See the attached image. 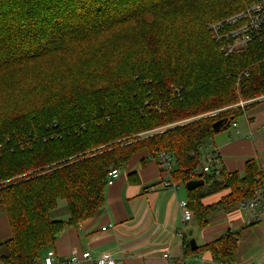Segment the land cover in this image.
<instances>
[{
	"label": "trees",
	"instance_id": "16d2710c",
	"mask_svg": "<svg viewBox=\"0 0 264 264\" xmlns=\"http://www.w3.org/2000/svg\"><path fill=\"white\" fill-rule=\"evenodd\" d=\"M261 1L0 0L3 264L39 262L57 236L98 215L108 174L137 153L170 156L174 182L199 178L213 124L264 97V33L226 57L210 26ZM201 175L205 185L187 191L200 228L264 189L254 161L243 175ZM227 189L219 205L202 204ZM61 202L68 217L55 220ZM236 248L235 233L196 250L187 243L174 264L204 252L232 264Z\"/></svg>",
	"mask_w": 264,
	"mask_h": 264
},
{
	"label": "crops",
	"instance_id": "0c3cea01",
	"mask_svg": "<svg viewBox=\"0 0 264 264\" xmlns=\"http://www.w3.org/2000/svg\"><path fill=\"white\" fill-rule=\"evenodd\" d=\"M237 107L245 108L243 115L203 146L197 170L201 171L206 156L213 154L219 158V169L226 172L243 175L249 161L264 172V97ZM166 182L178 187L165 186ZM230 193L227 189L206 196L202 204L217 206ZM187 200L186 185L174 182L170 173L161 170L159 155L156 160L144 150L135 154L115 182L107 186L103 210L79 227L66 229L48 250L55 253V264L67 261L73 250L89 252L93 259L111 254L116 264H174L192 239L198 248L235 233L237 248L232 264H264V214L250 222L238 206L220 207L200 228L194 216L190 222H183L180 203ZM10 236L8 218L1 214L0 243ZM165 254L170 257L166 259ZM185 264L214 262L211 253L204 252L190 256Z\"/></svg>",
	"mask_w": 264,
	"mask_h": 264
},
{
	"label": "built area",
	"instance_id": "2783aa9c",
	"mask_svg": "<svg viewBox=\"0 0 264 264\" xmlns=\"http://www.w3.org/2000/svg\"><path fill=\"white\" fill-rule=\"evenodd\" d=\"M229 28L228 30H226ZM210 29L213 33L212 39L217 43H222V50L226 57L234 53L244 51L250 42L256 38H260L264 33V0L259 4L251 6L245 12L236 16L227 18L221 22L212 24ZM222 111L215 112L218 114ZM205 165L201 171L196 170L194 175L201 173H214L217 178L220 176L219 158L213 154H209L205 158ZM159 165L164 173H170L173 166V159L165 153L159 154ZM120 170L113 169L108 174L107 184L112 185L119 177ZM165 186L177 188V184L164 183ZM182 210V219L184 223H188L193 219V213L188 207L187 201L180 203ZM238 208L245 212L250 219H259L261 214H264V189L260 188L250 199L239 203ZM164 257L168 259L170 256L165 254ZM82 261H90L95 264H116V259L111 254H104L97 259H93L89 252L80 253L73 250L70 258L62 264H79ZM35 264H41L40 261ZM43 264H55V253L49 251L44 258Z\"/></svg>",
	"mask_w": 264,
	"mask_h": 264
},
{
	"label": "water",
	"instance_id": "95a60500",
	"mask_svg": "<svg viewBox=\"0 0 264 264\" xmlns=\"http://www.w3.org/2000/svg\"><path fill=\"white\" fill-rule=\"evenodd\" d=\"M230 124H231V120H229L228 118H223L213 124V129L216 133H218L221 130H223L226 126H229ZM204 185L205 182L202 180V175L200 174L198 180H192L186 184V189L187 191H193ZM190 235H192V232H190ZM190 246L192 250H196L197 246L194 239L191 240Z\"/></svg>",
	"mask_w": 264,
	"mask_h": 264
},
{
	"label": "rangeland",
	"instance_id": "374dc122",
	"mask_svg": "<svg viewBox=\"0 0 264 264\" xmlns=\"http://www.w3.org/2000/svg\"><path fill=\"white\" fill-rule=\"evenodd\" d=\"M51 217L55 220H63L66 219L68 217V212H67V206L65 202H61L59 207L57 209H55L52 213H51ZM51 251V250H47L44 253L41 254V260L40 263L43 264L44 258L47 256V253Z\"/></svg>",
	"mask_w": 264,
	"mask_h": 264
},
{
	"label": "clouds",
	"instance_id": "9594fccd",
	"mask_svg": "<svg viewBox=\"0 0 264 264\" xmlns=\"http://www.w3.org/2000/svg\"><path fill=\"white\" fill-rule=\"evenodd\" d=\"M214 114V113H213Z\"/></svg>",
	"mask_w": 264,
	"mask_h": 264
}]
</instances>
